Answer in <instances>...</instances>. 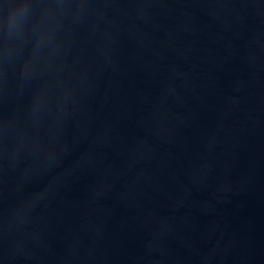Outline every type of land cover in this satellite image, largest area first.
<instances>
[{"label": "water", "instance_id": "obj_1", "mask_svg": "<svg viewBox=\"0 0 264 264\" xmlns=\"http://www.w3.org/2000/svg\"><path fill=\"white\" fill-rule=\"evenodd\" d=\"M0 264H264V0H0Z\"/></svg>", "mask_w": 264, "mask_h": 264}]
</instances>
